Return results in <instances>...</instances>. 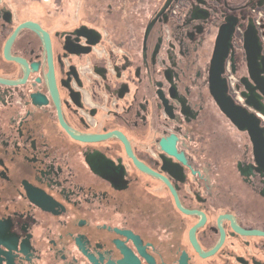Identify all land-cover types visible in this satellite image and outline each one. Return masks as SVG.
I'll return each mask as SVG.
<instances>
[{
	"label": "flooded vegetation",
	"instance_id": "1",
	"mask_svg": "<svg viewBox=\"0 0 264 264\" xmlns=\"http://www.w3.org/2000/svg\"><path fill=\"white\" fill-rule=\"evenodd\" d=\"M0 264H264V0H0Z\"/></svg>",
	"mask_w": 264,
	"mask_h": 264
},
{
	"label": "water",
	"instance_id": "2",
	"mask_svg": "<svg viewBox=\"0 0 264 264\" xmlns=\"http://www.w3.org/2000/svg\"><path fill=\"white\" fill-rule=\"evenodd\" d=\"M245 42H247V41H245Z\"/></svg>",
	"mask_w": 264,
	"mask_h": 264
}]
</instances>
